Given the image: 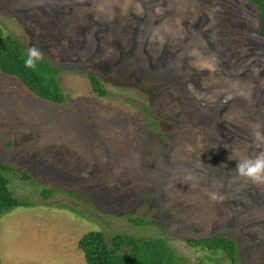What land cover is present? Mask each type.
Wrapping results in <instances>:
<instances>
[{
    "label": "rangeland",
    "instance_id": "rangeland-1",
    "mask_svg": "<svg viewBox=\"0 0 264 264\" xmlns=\"http://www.w3.org/2000/svg\"><path fill=\"white\" fill-rule=\"evenodd\" d=\"M260 19L248 0H0L6 32L63 70L67 99H38L0 73V162L98 208L76 214L53 205L64 194L38 193L37 205L1 215L0 263L85 264L81 237L100 226L131 232L120 218L131 214L156 219L189 260L186 239L222 235L240 264H264V185L234 171L264 152L254 139L264 131ZM86 73L106 96L92 92ZM213 191L222 202L210 200Z\"/></svg>",
    "mask_w": 264,
    "mask_h": 264
},
{
    "label": "trees",
    "instance_id": "trees-1",
    "mask_svg": "<svg viewBox=\"0 0 264 264\" xmlns=\"http://www.w3.org/2000/svg\"><path fill=\"white\" fill-rule=\"evenodd\" d=\"M248 1L255 4L261 12L259 34L264 38L263 0ZM26 54L25 44L13 34L7 33L4 23L0 22V73L17 79L38 99L54 105L66 104V95L58 79L63 70L44 57L43 61L38 63L40 72L44 75H38L31 69L23 67V57ZM85 76L93 93L100 98L106 96L107 91L96 75L86 73ZM151 110L150 105H145L142 113L147 126L156 129L157 122L151 118ZM41 181L40 175L33 174L25 168L0 162V217L18 207L30 208L37 205L32 197L38 193L43 199H49L54 194L58 196L64 194L66 200L56 201L53 205L69 209L70 212L84 214L91 210L94 214L98 213L96 205L79 196L75 189L60 185L50 190L46 186L51 182L42 184ZM120 218L129 225L131 232L111 233L100 226L99 230L88 232L81 237L78 248L84 255L85 264H208L213 261L212 257L219 259L221 255H226L224 257L226 264H240L235 242L228 236L213 235L200 239H186L194 255V259L189 260L172 247L167 230L162 228L156 219L131 214H123ZM95 221L97 222L96 219ZM102 223L107 224L106 215ZM148 225L155 226L156 233L146 232ZM194 232L198 230L194 229ZM200 250L206 252L205 256L196 253Z\"/></svg>",
    "mask_w": 264,
    "mask_h": 264
},
{
    "label": "clouds",
    "instance_id": "clouds-1",
    "mask_svg": "<svg viewBox=\"0 0 264 264\" xmlns=\"http://www.w3.org/2000/svg\"><path fill=\"white\" fill-rule=\"evenodd\" d=\"M43 59V50L36 45H31L27 49L26 56L23 57V67L43 76L44 74L40 72L38 66V63L43 61ZM254 139L258 142H264V131L257 129L254 132ZM237 161L234 171L239 178L253 185H264V152L249 155ZM208 195L213 202H222L224 199L223 194L219 192H209Z\"/></svg>",
    "mask_w": 264,
    "mask_h": 264
}]
</instances>
